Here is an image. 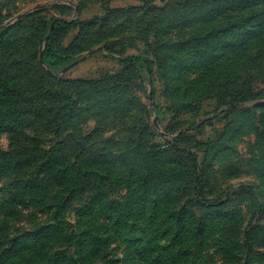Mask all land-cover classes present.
Returning <instances> with one entry per match:
<instances>
[{"label":"rangeland","instance_id":"1","mask_svg":"<svg viewBox=\"0 0 264 264\" xmlns=\"http://www.w3.org/2000/svg\"><path fill=\"white\" fill-rule=\"evenodd\" d=\"M0 264H264V0H0Z\"/></svg>","mask_w":264,"mask_h":264},{"label":"trees","instance_id":"2","mask_svg":"<svg viewBox=\"0 0 264 264\" xmlns=\"http://www.w3.org/2000/svg\"><path fill=\"white\" fill-rule=\"evenodd\" d=\"M11 152V151H10ZM5 153H7V152H5ZM8 153H9V151H8Z\"/></svg>","mask_w":264,"mask_h":264}]
</instances>
